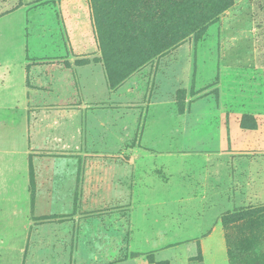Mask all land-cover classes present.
Here are the masks:
<instances>
[{
	"label": "rangeland",
	"instance_id": "374dc122",
	"mask_svg": "<svg viewBox=\"0 0 264 264\" xmlns=\"http://www.w3.org/2000/svg\"><path fill=\"white\" fill-rule=\"evenodd\" d=\"M0 264H264V0H0Z\"/></svg>",
	"mask_w": 264,
	"mask_h": 264
}]
</instances>
